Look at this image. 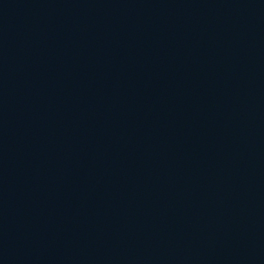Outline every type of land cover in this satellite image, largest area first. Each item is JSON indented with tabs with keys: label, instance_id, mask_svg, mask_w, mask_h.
<instances>
[{
	"label": "water",
	"instance_id": "obj_1",
	"mask_svg": "<svg viewBox=\"0 0 264 264\" xmlns=\"http://www.w3.org/2000/svg\"><path fill=\"white\" fill-rule=\"evenodd\" d=\"M0 264H264V0H85Z\"/></svg>",
	"mask_w": 264,
	"mask_h": 264
}]
</instances>
